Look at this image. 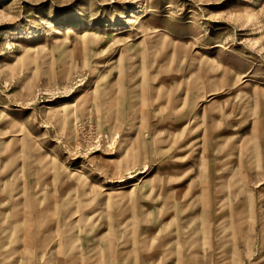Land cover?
<instances>
[{
	"label": "rangeland",
	"instance_id": "rangeland-1",
	"mask_svg": "<svg viewBox=\"0 0 264 264\" xmlns=\"http://www.w3.org/2000/svg\"><path fill=\"white\" fill-rule=\"evenodd\" d=\"M177 251L264 264V0H0V264Z\"/></svg>",
	"mask_w": 264,
	"mask_h": 264
},
{
	"label": "crops",
	"instance_id": "crops-1",
	"mask_svg": "<svg viewBox=\"0 0 264 264\" xmlns=\"http://www.w3.org/2000/svg\"><path fill=\"white\" fill-rule=\"evenodd\" d=\"M225 166H226V164L224 165V167ZM228 166L231 168V170L233 172H228V174L231 173L229 175V178L230 179L229 180H226L225 182H223L224 190H226V188H227L226 191H235V190H237L238 192H240V196H241V191L242 192H245L248 189L247 188V186H248V181H247L248 180V177L251 179L254 175L245 172L243 169H241V167L239 165L236 166V169L233 167L232 164L231 165L228 164ZM226 169L227 168L224 169V173H223L224 174V176H223L224 178L227 177V174H225V173H227V170ZM148 170H149V168L147 170H145V171L143 170V171L146 172ZM197 175H199V174H197ZM218 179L220 181V177L219 176H218ZM218 183L219 182L216 179H214V182L212 183L213 190H216V186H217ZM220 183H221V181H220ZM240 183H242V186H236L237 184L240 185ZM136 184H138V183H136ZM127 186H130V184L127 185ZM133 186H134V183H133L132 187ZM105 190H107V189H105ZM124 190H126V189L124 188ZM147 190L150 192V191H153L154 188H151L150 187ZM107 193H108V190H107ZM228 194L229 193L225 194L226 195L225 196L226 199L228 198ZM240 198L241 199L238 200V203L234 202L233 205H236V206H245L246 198L245 197H240ZM234 201H236V200H234ZM210 205H211V203H210ZM15 206H16V204H15ZM23 208L26 209L29 212L26 215H27L28 218L30 217V220H31V217H32V215H34L33 213H35V211H33V209L31 207H29V206H28V208H26V206H24ZM23 208H20V213L18 212L21 215L23 214ZM243 212L244 211L240 209V211L236 212V214L239 215L240 213H243ZM18 232L19 233L21 232V233L20 234L18 233L15 236L12 237L14 239V240H12V244H11L12 247H13V250H9V251H6L5 250L6 252L11 253V252L18 251L19 249H21V251H22L24 249H28V246H30L33 243V241H31L30 234H29V231L28 230H26L24 232H22V231H18ZM191 235L194 236V233L192 232ZM16 238H18V239H16ZM35 248H38V246L36 245ZM39 249H41V251H45V250H42V248H40V246H39V248L37 250H35V253ZM155 254H156V252H155ZM176 254L180 256V262H176ZM180 254H178V251L175 252V261H174L175 263L174 264H183L182 257L184 256V252L181 251ZM185 254H186L185 256L192 254V250H189V252H186ZM28 263L30 264V262H27V261L24 262V264H28ZM20 264H23V263L20 262Z\"/></svg>",
	"mask_w": 264,
	"mask_h": 264
},
{
	"label": "bare ground",
	"instance_id": "bare-ground-1",
	"mask_svg": "<svg viewBox=\"0 0 264 264\" xmlns=\"http://www.w3.org/2000/svg\"><path fill=\"white\" fill-rule=\"evenodd\" d=\"M143 17H144V16H143ZM67 32L69 33V32H72V31H67ZM11 34H12V37H14V35H17V34H14V33H11ZM123 172H124V171H123ZM121 188H122V187H120L119 189L112 190V191H113V192H114V191L117 192V191H120ZM113 192H111V194H112ZM115 194H116V193H115ZM7 223H8V222H7ZM18 233H19V232H18ZM20 233H21V232H20ZM20 233H19V234H20ZM11 237H12V236H11ZM16 239H18V238H16ZM20 240H21V239H20Z\"/></svg>",
	"mask_w": 264,
	"mask_h": 264
}]
</instances>
